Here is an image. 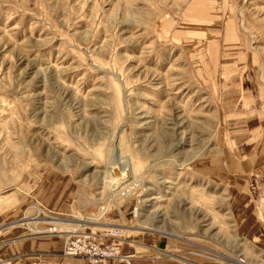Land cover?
<instances>
[{"label": "rangeland", "instance_id": "374dc122", "mask_svg": "<svg viewBox=\"0 0 264 264\" xmlns=\"http://www.w3.org/2000/svg\"><path fill=\"white\" fill-rule=\"evenodd\" d=\"M79 226L264 264V0H0V264Z\"/></svg>", "mask_w": 264, "mask_h": 264}, {"label": "built area", "instance_id": "2783aa9c", "mask_svg": "<svg viewBox=\"0 0 264 264\" xmlns=\"http://www.w3.org/2000/svg\"><path fill=\"white\" fill-rule=\"evenodd\" d=\"M66 243L60 256L83 258L86 264H111L117 262L119 264H129L127 255L119 253L121 242L109 239L117 238L115 230L108 232L107 235H95L86 227L67 233ZM111 241V242H110ZM32 264H51L45 260H39Z\"/></svg>", "mask_w": 264, "mask_h": 264}, {"label": "crops", "instance_id": "0c3cea01", "mask_svg": "<svg viewBox=\"0 0 264 264\" xmlns=\"http://www.w3.org/2000/svg\"><path fill=\"white\" fill-rule=\"evenodd\" d=\"M61 248H62V244L58 240L54 241V240H47V239H37V240L30 239L27 241L18 240L13 243H9L5 246L3 251L6 254H10V255H18V254L20 255L22 253H29L26 255L27 257L23 259L16 258V260L13 261L14 264L18 260L20 261V263L18 264H32L33 262H37L40 260V259H37L40 255H48L53 261L49 258H47L45 261L50 262L51 264H60L61 262L66 261V260H63V258L60 257L59 255ZM121 254H122V251H121ZM64 259L68 260L72 258H64Z\"/></svg>", "mask_w": 264, "mask_h": 264}, {"label": "bare ground", "instance_id": "6f19581e", "mask_svg": "<svg viewBox=\"0 0 264 264\" xmlns=\"http://www.w3.org/2000/svg\"><path fill=\"white\" fill-rule=\"evenodd\" d=\"M128 164V163H127ZM127 167L126 168H124V171H123V178H122V180L121 181H124L125 180V178H124V175L125 174H127V173H129V165H126ZM129 175H131L130 173H129ZM119 184H121V182L119 183ZM131 188H129L128 189V193L130 194V191H132V190H130ZM127 194V193H126ZM103 211V210H102ZM53 219H57V218H53ZM62 220V219H61ZM90 220H92V219H90ZM58 221H60L59 219H57V222H55V221H50L49 222V225H52V226H54V225H59V222ZM61 222V221H60ZM64 222H67V220H65ZM37 223V222H36ZM48 223V222H47ZM81 225H84V224H81ZM79 227H81V226H79ZM82 228V227H81ZM48 229V228H47ZM31 230V229H30ZM33 230V229H32ZM56 230L53 228H51V229H49V231H47V232H49V233H52V232H55ZM113 237H110L109 239H111V240H113V241H116V242H118V240L116 239V238H114V239H112ZM111 242V241H110ZM120 248H119V253L121 254V245H118ZM67 257V256H66ZM69 257V256H68ZM71 258H73V257H71ZM83 259V258H82ZM84 260V259H83ZM85 261V260H84ZM46 262V261H45ZM34 263V262H33ZM113 263V262H112ZM111 263V264H112ZM114 263H116V262H114Z\"/></svg>", "mask_w": 264, "mask_h": 264}]
</instances>
